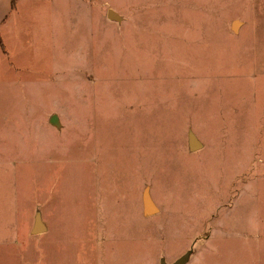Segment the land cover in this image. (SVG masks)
<instances>
[{"label":"rangeland","instance_id":"1","mask_svg":"<svg viewBox=\"0 0 264 264\" xmlns=\"http://www.w3.org/2000/svg\"><path fill=\"white\" fill-rule=\"evenodd\" d=\"M0 38V264H264V0H20Z\"/></svg>","mask_w":264,"mask_h":264},{"label":"water","instance_id":"2","mask_svg":"<svg viewBox=\"0 0 264 264\" xmlns=\"http://www.w3.org/2000/svg\"><path fill=\"white\" fill-rule=\"evenodd\" d=\"M50 122H51L52 124L56 125V126H60V119H59L58 114H54V115H52L51 118H50ZM191 140H192V141H191L192 149L195 150V149L199 148L200 145H199L198 141H197L195 138H192ZM146 199H147V200L150 199L148 194H146L145 200H146ZM150 201H151V200H150ZM146 207H147V206H146ZM147 211H148V212H152V211H154V210L149 211L148 208H147ZM45 230H46V228H45L43 225L38 224V225L35 226L33 232H34V233H41V232H44ZM190 255H191V250L188 251V252H187L186 254H184L183 256H181L179 259H177V260H176L175 262H173V263H168V262L166 261L165 258H162V260H161V264H187V262H188V260H189V258H190Z\"/></svg>","mask_w":264,"mask_h":264},{"label":"crops","instance_id":"3","mask_svg":"<svg viewBox=\"0 0 264 264\" xmlns=\"http://www.w3.org/2000/svg\"><path fill=\"white\" fill-rule=\"evenodd\" d=\"M13 11V0H0V28L6 25Z\"/></svg>","mask_w":264,"mask_h":264},{"label":"bare ground","instance_id":"4","mask_svg":"<svg viewBox=\"0 0 264 264\" xmlns=\"http://www.w3.org/2000/svg\"><path fill=\"white\" fill-rule=\"evenodd\" d=\"M121 90L119 91H115V93H119ZM146 206L148 208L149 211L155 210V207L153 206L152 202L150 201V199H146Z\"/></svg>","mask_w":264,"mask_h":264},{"label":"trees","instance_id":"5","mask_svg":"<svg viewBox=\"0 0 264 264\" xmlns=\"http://www.w3.org/2000/svg\"><path fill=\"white\" fill-rule=\"evenodd\" d=\"M19 0H13V8L15 9ZM0 43L2 44V39L0 38Z\"/></svg>","mask_w":264,"mask_h":264}]
</instances>
